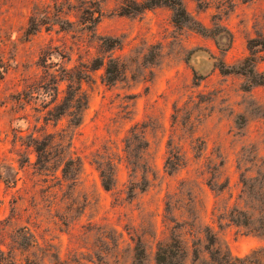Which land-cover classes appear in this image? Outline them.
Wrapping results in <instances>:
<instances>
[{
	"label": "rangeland",
	"instance_id": "rangeland-1",
	"mask_svg": "<svg viewBox=\"0 0 264 264\" xmlns=\"http://www.w3.org/2000/svg\"><path fill=\"white\" fill-rule=\"evenodd\" d=\"M123 2L0 0V264H157L173 235L203 264L208 226L234 256L264 249L228 219L243 175L264 171V85L222 72L254 38L264 72V0H184L208 34ZM110 55L126 67L111 83L92 67ZM71 75L88 99L78 126Z\"/></svg>",
	"mask_w": 264,
	"mask_h": 264
},
{
	"label": "trees",
	"instance_id": "trees-1",
	"mask_svg": "<svg viewBox=\"0 0 264 264\" xmlns=\"http://www.w3.org/2000/svg\"><path fill=\"white\" fill-rule=\"evenodd\" d=\"M197 2L201 3V0H197ZM154 7L169 8L172 11V21L178 27L189 26L197 29L200 33L208 34L209 28L197 21V18L187 9L184 0H124L121 7V14L138 16L145 12V10ZM255 45L257 46L256 38L250 41L251 55L247 56L237 69L234 67L230 69L222 67V72L224 73L235 72L236 74L246 76L248 79L245 85L246 90H250L253 85H264V72L257 70V58L253 50ZM260 45L264 48V41H262ZM116 46L117 45H107L106 48L112 49ZM96 61L97 63L92 66L93 69H99L105 66V79L109 83L117 82L126 72L124 63L116 56L110 55L107 60L103 58L101 62L98 59ZM75 78L76 80L73 75L69 78L71 81L69 84L70 95L73 93V98H75V103L73 105L74 111L71 112L70 122L78 126L81 123L82 110L88 105V99L87 94L82 91V87L79 85V81L82 80L83 77L75 76ZM69 99H71V97L65 98V105L59 107L58 116L64 115L67 112L66 106L69 104L67 102ZM73 164V159L66 162L64 175L74 174V176H76L79 174L81 170L80 160L76 167H74ZM166 166L172 172L178 169V166L171 163L169 158L166 161ZM110 169H114V166H110ZM101 178L103 186L108 190L112 189L116 184L114 172L107 174L106 170H102ZM242 184V205L231 208L228 219L232 224L245 228L247 232L264 237V171L259 170L255 176L243 175ZM133 190L132 186L130 191ZM206 231L208 237H206L205 248L210 252L211 257H209V260L203 262V264H264V249L256 250L252 254L244 257L234 256L229 247L224 242L218 240V237L212 232L209 226ZM194 252V260L197 261L200 257V252L196 247ZM140 255H145L143 249L137 250L136 257L141 258ZM185 257H187V251L183 240L180 236L173 235L170 237L169 241L159 245L156 263L184 264Z\"/></svg>",
	"mask_w": 264,
	"mask_h": 264
}]
</instances>
